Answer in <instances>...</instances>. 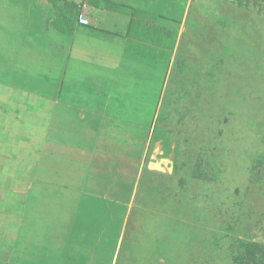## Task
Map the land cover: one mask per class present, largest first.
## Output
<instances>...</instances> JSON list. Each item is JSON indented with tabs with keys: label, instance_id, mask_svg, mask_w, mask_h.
<instances>
[{
	"label": "crops",
	"instance_id": "crops-1",
	"mask_svg": "<svg viewBox=\"0 0 264 264\" xmlns=\"http://www.w3.org/2000/svg\"><path fill=\"white\" fill-rule=\"evenodd\" d=\"M82 4L88 26L77 23ZM173 6L174 0H0V169L12 264L38 259V244L26 259L19 237L33 231L26 218L40 225L41 249L68 250L69 260L55 257L60 264L85 263L94 248L107 251L98 239L115 216L122 234L143 174L158 173L147 165L163 166L158 157L166 143L155 131L175 51L168 62L126 52L129 17L120 11L150 13L172 28L179 25ZM111 249L113 264L117 243Z\"/></svg>",
	"mask_w": 264,
	"mask_h": 264
},
{
	"label": "rangeland",
	"instance_id": "rangeland-1",
	"mask_svg": "<svg viewBox=\"0 0 264 264\" xmlns=\"http://www.w3.org/2000/svg\"><path fill=\"white\" fill-rule=\"evenodd\" d=\"M181 1L174 0L180 37L155 131L166 143L158 157L164 172L143 174L113 264H232L237 240L264 244V7H252L260 9L258 21L234 1ZM4 174L0 169V264H12ZM25 227L33 229L19 235L25 257L38 244V259L24 264H60L55 257L68 256L40 248L37 220L26 218ZM106 246L95 263L91 251L81 264H109Z\"/></svg>",
	"mask_w": 264,
	"mask_h": 264
},
{
	"label": "trees",
	"instance_id": "trees-1",
	"mask_svg": "<svg viewBox=\"0 0 264 264\" xmlns=\"http://www.w3.org/2000/svg\"><path fill=\"white\" fill-rule=\"evenodd\" d=\"M230 1H234L238 5H245L239 7H243L246 8V10H250L254 19H258L259 21L260 9L252 7L259 6V4L263 5L262 7H264V0ZM120 12L126 14L129 17L128 27L124 35L125 51L137 57L145 58L151 61L159 60L168 62L173 52L175 51L178 42V25H174L172 28L162 26L158 23L157 16L142 11H128L125 9ZM179 184L181 185L182 182H179ZM133 211L134 208H132L131 215ZM121 222L122 220L118 216H115L114 219H110L108 234H102L101 237H99L98 239V241L100 239H105L103 247H108L106 246L108 242H110V247H112L113 244L111 245V240H115L114 246L116 245L118 241L116 238L119 234L118 229H120ZM126 230L127 228L124 231V238L120 249H123L125 247V244H127ZM98 252L99 251L95 250V248L93 249V255L91 260L96 259L99 256ZM111 261L112 259H110V263ZM231 261L232 264H264V244L258 243L250 239L237 240L235 242V249ZM93 262L95 263V261Z\"/></svg>",
	"mask_w": 264,
	"mask_h": 264
},
{
	"label": "built area",
	"instance_id": "built-area-1",
	"mask_svg": "<svg viewBox=\"0 0 264 264\" xmlns=\"http://www.w3.org/2000/svg\"><path fill=\"white\" fill-rule=\"evenodd\" d=\"M85 9H86V5L82 4L80 12H79V14L77 16V23L80 26H88L89 25V21H88L86 15H85Z\"/></svg>",
	"mask_w": 264,
	"mask_h": 264
},
{
	"label": "water",
	"instance_id": "water-1",
	"mask_svg": "<svg viewBox=\"0 0 264 264\" xmlns=\"http://www.w3.org/2000/svg\"><path fill=\"white\" fill-rule=\"evenodd\" d=\"M147 168L149 170H152V171H157V172H164V168L162 167V165L160 163H153V162H150L148 165H147Z\"/></svg>",
	"mask_w": 264,
	"mask_h": 264
}]
</instances>
